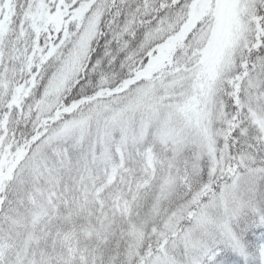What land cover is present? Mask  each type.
I'll return each instance as SVG.
<instances>
[{"label": "snow or ice", "instance_id": "6c2138e0", "mask_svg": "<svg viewBox=\"0 0 264 264\" xmlns=\"http://www.w3.org/2000/svg\"><path fill=\"white\" fill-rule=\"evenodd\" d=\"M0 264H264V0H0Z\"/></svg>", "mask_w": 264, "mask_h": 264}]
</instances>
